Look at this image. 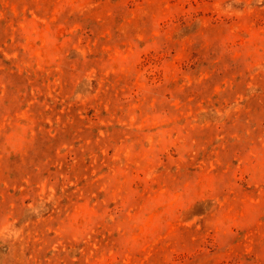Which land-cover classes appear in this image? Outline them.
Instances as JSON below:
<instances>
[{
    "label": "rangeland",
    "instance_id": "rangeland-1",
    "mask_svg": "<svg viewBox=\"0 0 264 264\" xmlns=\"http://www.w3.org/2000/svg\"><path fill=\"white\" fill-rule=\"evenodd\" d=\"M0 264H264V0H0Z\"/></svg>",
    "mask_w": 264,
    "mask_h": 264
}]
</instances>
